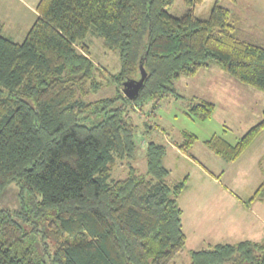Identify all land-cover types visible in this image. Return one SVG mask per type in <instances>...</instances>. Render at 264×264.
Wrapping results in <instances>:
<instances>
[{
	"label": "trees",
	"instance_id": "trees-1",
	"mask_svg": "<svg viewBox=\"0 0 264 264\" xmlns=\"http://www.w3.org/2000/svg\"><path fill=\"white\" fill-rule=\"evenodd\" d=\"M184 1L188 9L178 16L168 10L174 0H40L22 41L4 34L8 23L0 17V193L15 181L22 198L17 209L0 206V264H173L183 252L178 199L187 176L170 181L167 147L155 141L139 173L131 111L180 97L175 81L214 62L264 91V46L237 35L220 0L208 17L195 13L204 0ZM89 35L118 52L116 73L92 58ZM141 63L147 77L130 99L123 84L141 77ZM109 86L112 95L90 99ZM189 105L200 119L215 109L197 97ZM263 129L264 110L236 142L215 133L205 143L234 161ZM184 138L175 145L190 153L198 137ZM117 159L129 172L111 182ZM255 200H264V177L247 203ZM184 264H264V239L192 250Z\"/></svg>",
	"mask_w": 264,
	"mask_h": 264
},
{
	"label": "rangeland",
	"instance_id": "rangeland-1",
	"mask_svg": "<svg viewBox=\"0 0 264 264\" xmlns=\"http://www.w3.org/2000/svg\"><path fill=\"white\" fill-rule=\"evenodd\" d=\"M220 1L232 12L237 35L264 46V0ZM187 9L184 0H174L168 8L170 13L178 16ZM0 10H3L1 17L9 22L4 34L22 41L36 19L34 13L16 0H0ZM84 42L90 46L91 56L96 63L107 67L112 73L120 69L118 52L106 49L100 37L89 35ZM175 87L180 97L171 95L163 98L158 105L150 101L142 109L138 107L131 111L136 123L137 141L133 165L139 168V173L146 172L147 145L155 141L167 147L165 164L171 169L170 181L187 176V186L178 199L183 209L182 223L187 240L183 252L173 263L184 264L191 262L192 250L208 248L219 242L264 239V200H255L250 209L241 205V200H249L263 181L264 129L234 161L223 160L205 143L215 133L236 142L258 123L263 118L264 91L242 83L215 62L210 67L201 68L193 76L181 77L175 81ZM114 91V87L109 86L89 97L94 100L110 96ZM193 97L214 102L213 114L206 119L190 115L189 102ZM186 133L198 137L190 153L175 145V142H184ZM128 172L129 166L125 160L117 159L110 181L125 177ZM20 193L19 184L11 182L0 193V206L10 209L21 207ZM24 196H27V191ZM241 208L253 216L255 223H241L236 219L232 223L234 213L241 212ZM46 226V222H40V231L45 233ZM46 241L51 242V239L47 238ZM40 242L39 236L36 239L38 246Z\"/></svg>",
	"mask_w": 264,
	"mask_h": 264
},
{
	"label": "crops",
	"instance_id": "crops-1",
	"mask_svg": "<svg viewBox=\"0 0 264 264\" xmlns=\"http://www.w3.org/2000/svg\"><path fill=\"white\" fill-rule=\"evenodd\" d=\"M16 1H19L20 3H22V5L29 9L30 11H32L34 13L35 16H37V11H36V7L38 5V2L40 0H16ZM213 1L215 2V0H204L202 3L198 4L196 7H195V13L199 16H204V17H208L210 12H211V9H212V3ZM10 7L13 8L12 5H10ZM0 12L3 14V10H0ZM1 13H0V17H1ZM7 23H9L7 21ZM212 65V63H211ZM210 65V66H211ZM217 65V64H216ZM209 66V67H210ZM220 78V77H219ZM224 78V77H223ZM222 79V78H220ZM263 201V200H261ZM255 204V202H251V203H247V201H242L241 200V205H244L246 206L248 209L250 208H253V205ZM233 219H232V223L234 222L235 223V219L241 223H255V221H253V216L250 215L245 209L241 208V212L237 213L235 215H233ZM237 216V217H235ZM244 225V224H243ZM243 240V239H242Z\"/></svg>",
	"mask_w": 264,
	"mask_h": 264
},
{
	"label": "water",
	"instance_id": "water-1",
	"mask_svg": "<svg viewBox=\"0 0 264 264\" xmlns=\"http://www.w3.org/2000/svg\"><path fill=\"white\" fill-rule=\"evenodd\" d=\"M141 77L138 79H127L123 84V91L126 96L130 99H134L140 89L142 88L144 81L147 77V70L145 69L143 63L140 64Z\"/></svg>",
	"mask_w": 264,
	"mask_h": 264
}]
</instances>
